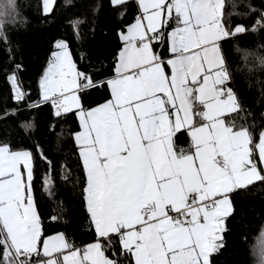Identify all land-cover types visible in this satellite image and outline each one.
<instances>
[{
  "label": "snow or ice",
  "instance_id": "obj_1",
  "mask_svg": "<svg viewBox=\"0 0 264 264\" xmlns=\"http://www.w3.org/2000/svg\"><path fill=\"white\" fill-rule=\"evenodd\" d=\"M137 3L141 15L121 34L115 75L106 81L111 100L93 110L83 106L79 92L98 82L75 71L62 42L40 82L57 116L79 117L82 132L75 139L96 241L78 249L63 235L41 240L33 154L0 144V264H118L105 254L116 240L130 264H211L223 247L224 218L234 212L230 194L264 182L253 152L264 163V131L254 144L249 129L236 123L245 109L230 87L222 50L223 42L250 29L230 23L225 0ZM242 6L257 11L233 3L231 15L244 17L235 11ZM7 8L14 10V0ZM257 27H264V12L251 31ZM165 40L167 60L154 50ZM9 82L14 99L24 100L15 73ZM181 129L191 144L177 151L174 136ZM253 253L264 264V234Z\"/></svg>",
  "mask_w": 264,
  "mask_h": 264
},
{
  "label": "trees",
  "instance_id": "obj_2",
  "mask_svg": "<svg viewBox=\"0 0 264 264\" xmlns=\"http://www.w3.org/2000/svg\"><path fill=\"white\" fill-rule=\"evenodd\" d=\"M8 2L0 0V144L33 154V196L41 240L61 233L75 248L82 247L97 236L85 206V172L75 143L79 122L74 112L57 116L50 101L42 102L40 80L58 50L56 45L62 42L76 71L98 82L79 92L83 106L91 109L106 102V81L114 76L120 36L134 22L137 6L132 0L116 6L112 0H54L46 14L42 0H14V10L7 8ZM233 3L250 4L257 11L242 6L235 11L245 13L244 17L231 15ZM224 12L232 25L250 29L223 42L222 50L231 73L230 87L245 109L244 119L237 118L236 123L249 129L255 144L264 131V27L251 29L264 12V3L225 0ZM13 73L28 93L19 102L9 82ZM186 143L184 130L177 134L175 144ZM253 152L258 163L257 149ZM230 196L234 212L224 219L223 247L210 256L211 264H259L253 246L264 234V182ZM105 254L118 264H130L118 240Z\"/></svg>",
  "mask_w": 264,
  "mask_h": 264
},
{
  "label": "crops",
  "instance_id": "obj_3",
  "mask_svg": "<svg viewBox=\"0 0 264 264\" xmlns=\"http://www.w3.org/2000/svg\"><path fill=\"white\" fill-rule=\"evenodd\" d=\"M127 1H130V0H127ZM132 1H134L135 2V4H136V6H137V16L138 15H141V11H140V9H139V7H138V3H137V0H132ZM263 3H264V0H263ZM42 7H43V12L44 13H46V14H48L49 12H47L46 10L44 11V5H43V0H42ZM136 16V17H137ZM136 19V18H135ZM135 21V20H134ZM146 23V22H145ZM127 29V28H126ZM172 30V28L170 27V28H168L166 31L167 32H170ZM123 33H126V30L123 32ZM120 40H121V42H122V46H121V49H120V51L122 50V48H123V46H124V44H123V41H122V39H121V36H120ZM154 50H155V52L156 53H158V54H160L165 60H167L168 58H169V56H170V53H169V45H168V43H167V40H165V42H163V43H156V44H154ZM58 51H60V49L58 48V50H57V52ZM119 51V52H120ZM56 53V52H55ZM72 59V58H71ZM74 64V63H73ZM49 66V65H48ZM115 67H116V64H115ZM115 67H114V70H115ZM47 69V68H46ZM76 69V68H75ZM46 71V70H45ZM77 72V71H76ZM44 74H45V72H44ZM44 74H43V76H42V78L44 77ZM114 75H115V71H114ZM42 78H41V80H42ZM41 80H40V82H41ZM107 88H108V93H109V99L106 101V102H108L109 100H111L112 99V97H111V92H110V89H109V87L107 86ZM79 90H74V93L75 92H78ZM162 95V94H161ZM40 98H41V100H42V102H45L44 100H43V97H42V90H41V88H40ZM106 102H104V103H102V104H100V105H98V106H102L103 104H105ZM98 106H95V107H93V108H91L90 110H93V109H95L96 107H98ZM77 119H78V122H79V117H78V115H77ZM79 127H80V130H79V132H77L76 134H75V137H76V135L77 134H79L80 132H82V128H81V126H80V122H79ZM185 129H181L180 131H178L176 134H175V136H174V143H175V139H176V136H177V134L179 133V132H182V131H184ZM187 136H188V143H186L185 145H183V144H179L178 146L176 145V150L177 151H179L180 149H188L189 147H190V144H191V137L189 136V134L187 133ZM75 143H76V145L78 146V144H77V141H76V139H75ZM79 148V147H78ZM258 151V150H257ZM79 156H80V154H79ZM80 159H81V157H80ZM257 161H258V163H257V167H258V169L259 170H262V172H264V163H261L260 162V160H259V155L257 156ZM81 163H82V161H81ZM231 195V194H230ZM85 206H86V200H85ZM35 209H36V207H35ZM86 210H87V206H86ZM37 211V210H36ZM88 212V211H87ZM88 214H89V212H88ZM89 218H90V214H89ZM225 219V218H224ZM90 221H91V219H90ZM92 223V222H91ZM92 226H93V224H92ZM222 228H223V225H222ZM93 229H94V226H93ZM58 235H62L61 233H57V234H54V235H50V236H47V237H45L43 240H49V239H53V238H55L56 236H58ZM66 239V238H65ZM42 240V241H43ZM93 243V242H92ZM89 244H91V243H89ZM89 244H87V245H89ZM87 245H85V246H82V247H78V249H83V248H85ZM42 259H47L46 257H41ZM61 260H62V257H61Z\"/></svg>",
  "mask_w": 264,
  "mask_h": 264
},
{
  "label": "rangeland",
  "instance_id": "obj_4",
  "mask_svg": "<svg viewBox=\"0 0 264 264\" xmlns=\"http://www.w3.org/2000/svg\"><path fill=\"white\" fill-rule=\"evenodd\" d=\"M53 3H54V0H48V3H47V4L45 3V0H43L44 11L47 9V10H48L47 12H50L51 9H52ZM58 52H59V51H58ZM70 58H71V56H70ZM71 61H72V59H71ZM72 63H73V61H72ZM49 66H50V63H49ZM49 66L47 67V69H46V71H45V74H46V72H47ZM75 71H76V69H75ZM45 74H44V76H45Z\"/></svg>",
  "mask_w": 264,
  "mask_h": 264
},
{
  "label": "built area",
  "instance_id": "obj_5",
  "mask_svg": "<svg viewBox=\"0 0 264 264\" xmlns=\"http://www.w3.org/2000/svg\"><path fill=\"white\" fill-rule=\"evenodd\" d=\"M173 27H174V25H173ZM51 61V60H50ZM26 94H28V93H26ZM51 102V101H50ZM52 104V103H51ZM52 108H53V111H54V113L56 114V108L53 106V104H52ZM66 113H64V112H61V114L59 115V116H62V115H65Z\"/></svg>",
  "mask_w": 264,
  "mask_h": 264
}]
</instances>
